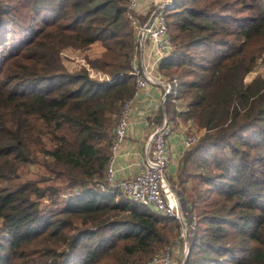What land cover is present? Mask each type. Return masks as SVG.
<instances>
[{
    "label": "trees",
    "instance_id": "trees-1",
    "mask_svg": "<svg viewBox=\"0 0 264 264\" xmlns=\"http://www.w3.org/2000/svg\"><path fill=\"white\" fill-rule=\"evenodd\" d=\"M125 4L0 0V264H137L178 233L97 188L133 91ZM163 14L166 108L199 131L176 168L194 218L180 264H264V75L243 79L264 54V0H172ZM93 41L84 61L101 75L69 69L61 51Z\"/></svg>",
    "mask_w": 264,
    "mask_h": 264
},
{
    "label": "built area",
    "instance_id": "built-area-1",
    "mask_svg": "<svg viewBox=\"0 0 264 264\" xmlns=\"http://www.w3.org/2000/svg\"><path fill=\"white\" fill-rule=\"evenodd\" d=\"M171 3L172 0H147L142 10L137 6V0H126L125 16L132 28L129 71L133 80V91L120 104L109 139L104 178L97 183L100 191L117 188L131 199L147 204L163 214L173 216L178 221L179 230L176 237L137 264H180L186 251V238L191 234L194 225L192 213L183 215L181 211L177 180L167 173L169 151L166 140L171 126L166 100L173 92V81L158 69L157 63L171 46L163 14L164 8ZM84 64L89 74L101 75L86 63ZM263 72L264 58L258 55L253 65L245 72L246 79L244 76L243 79L248 80ZM149 83L156 84L159 88L161 118L156 121L153 115H146L145 136L142 143L143 157L139 168L130 176L116 177L113 159L118 144L125 134L132 95L138 88H143ZM198 133L196 129L187 130L181 138L182 146L189 145ZM175 254H179L177 263Z\"/></svg>",
    "mask_w": 264,
    "mask_h": 264
},
{
    "label": "crops",
    "instance_id": "crops-1",
    "mask_svg": "<svg viewBox=\"0 0 264 264\" xmlns=\"http://www.w3.org/2000/svg\"><path fill=\"white\" fill-rule=\"evenodd\" d=\"M147 0H137V6L144 9ZM179 104V103H178ZM146 115H153L159 121L162 115V108L159 102V88L156 84L149 83L143 88H138L132 95L131 109L128 114V121L125 134L120 140L114 159L116 177L130 176L137 171L142 160V143L145 136L144 119ZM166 143L169 151V162L167 173L176 179V168L178 158L183 150L181 138L187 130L194 129L190 120L177 121L172 124ZM180 202L187 204L185 197L179 192Z\"/></svg>",
    "mask_w": 264,
    "mask_h": 264
},
{
    "label": "rangeland",
    "instance_id": "rangeland-1",
    "mask_svg": "<svg viewBox=\"0 0 264 264\" xmlns=\"http://www.w3.org/2000/svg\"><path fill=\"white\" fill-rule=\"evenodd\" d=\"M100 48H101V45L99 44L98 41L91 42L86 48H83V49L74 48V47H65L61 51L62 60L69 69H74L78 67L79 65H85L84 63L86 62L84 61V57H91L95 55L96 53H98ZM259 55H261L264 58L263 53H260ZM262 74L264 75V72ZM244 79H246L245 76H244ZM176 101L177 100H175V102ZM180 208H181L183 215H186L187 213L189 214L190 209L188 208V204H185L183 201H181ZM177 256L179 257V254L174 255L175 260Z\"/></svg>",
    "mask_w": 264,
    "mask_h": 264
}]
</instances>
